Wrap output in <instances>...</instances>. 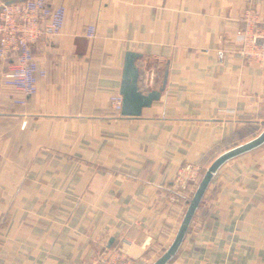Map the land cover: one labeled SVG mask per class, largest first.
I'll use <instances>...</instances> for the list:
<instances>
[{
	"label": "crops",
	"instance_id": "obj_1",
	"mask_svg": "<svg viewBox=\"0 0 264 264\" xmlns=\"http://www.w3.org/2000/svg\"><path fill=\"white\" fill-rule=\"evenodd\" d=\"M64 6L59 33L33 46L36 92L0 85V264H87L102 246L151 264L187 207L168 199L176 167L203 173L264 128V68L236 35L248 9L264 24V0ZM128 51L139 91L163 87L136 117L110 102ZM166 264H264V143L220 166Z\"/></svg>",
	"mask_w": 264,
	"mask_h": 264
},
{
	"label": "built area",
	"instance_id": "obj_2",
	"mask_svg": "<svg viewBox=\"0 0 264 264\" xmlns=\"http://www.w3.org/2000/svg\"><path fill=\"white\" fill-rule=\"evenodd\" d=\"M65 18L64 0H22L6 3L0 0V60L8 63L0 73V85L16 89L25 96L37 90L38 77L46 71L39 68L34 57L33 46L42 39L57 35ZM247 29L236 32L240 42L239 53L244 58L264 68V24L248 9L242 16ZM96 22L87 23L85 35L95 37ZM24 104L23 100L15 101ZM112 109L120 114L121 95L110 97ZM24 126V123H22ZM201 166L184 162L176 167L171 180V203L184 202L188 205L202 176ZM125 243H131L124 239ZM141 258L129 255L120 246H102L87 264H143Z\"/></svg>",
	"mask_w": 264,
	"mask_h": 264
},
{
	"label": "water",
	"instance_id": "obj_3",
	"mask_svg": "<svg viewBox=\"0 0 264 264\" xmlns=\"http://www.w3.org/2000/svg\"><path fill=\"white\" fill-rule=\"evenodd\" d=\"M137 56L138 55L136 53L131 51L126 52L124 56L121 82L119 87V94L121 95L122 99L120 114L122 116H139L144 107L150 106L153 101L159 99L161 90L163 89V87H161L158 90H151L146 94L139 91L137 86L138 70L134 64ZM263 143L264 128L253 139L224 151L209 164V166L204 170L201 179L186 207L172 242L151 264H166L176 254L188 230L190 222L203 198V195L212 177L220 168V166L236 156L261 146Z\"/></svg>",
	"mask_w": 264,
	"mask_h": 264
},
{
	"label": "trees",
	"instance_id": "obj_4",
	"mask_svg": "<svg viewBox=\"0 0 264 264\" xmlns=\"http://www.w3.org/2000/svg\"><path fill=\"white\" fill-rule=\"evenodd\" d=\"M11 61L10 62H12L13 60L12 59H10Z\"/></svg>",
	"mask_w": 264,
	"mask_h": 264
},
{
	"label": "rangeland",
	"instance_id": "obj_5",
	"mask_svg": "<svg viewBox=\"0 0 264 264\" xmlns=\"http://www.w3.org/2000/svg\"><path fill=\"white\" fill-rule=\"evenodd\" d=\"M161 254V253H160Z\"/></svg>",
	"mask_w": 264,
	"mask_h": 264
}]
</instances>
